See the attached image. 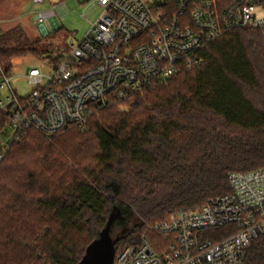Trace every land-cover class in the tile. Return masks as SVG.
<instances>
[{
  "label": "trees",
  "instance_id": "trees-1",
  "mask_svg": "<svg viewBox=\"0 0 264 264\" xmlns=\"http://www.w3.org/2000/svg\"><path fill=\"white\" fill-rule=\"evenodd\" d=\"M20 27L0 33V67L39 55ZM55 69L62 57L46 56ZM199 64L127 101L92 109L50 140L25 130L0 163V264H80L109 219L113 262L176 210L229 192L228 176L264 168V40L230 31ZM124 107V109L122 108ZM222 228L210 234L217 241ZM243 264H264L253 241Z\"/></svg>",
  "mask_w": 264,
  "mask_h": 264
},
{
  "label": "built area",
  "instance_id": "built-area-1",
  "mask_svg": "<svg viewBox=\"0 0 264 264\" xmlns=\"http://www.w3.org/2000/svg\"><path fill=\"white\" fill-rule=\"evenodd\" d=\"M99 15L50 74L31 67L20 97L0 67V163L25 130L50 140L82 127L92 109L127 101L153 81L199 64L197 54L224 34L257 30L264 40V0H93ZM52 10L40 12L44 25ZM229 192L195 210H176L146 228L112 264H243L251 243L264 244V168L228 176ZM227 229L213 241L210 234Z\"/></svg>",
  "mask_w": 264,
  "mask_h": 264
},
{
  "label": "rangeland",
  "instance_id": "rangeland-1",
  "mask_svg": "<svg viewBox=\"0 0 264 264\" xmlns=\"http://www.w3.org/2000/svg\"><path fill=\"white\" fill-rule=\"evenodd\" d=\"M92 1L0 0V33L20 27L31 42L38 41L34 46L39 55L29 53L12 61L10 86L18 96L24 97L32 89L26 79L31 67L50 74L53 68L46 56L65 58L71 47L83 38L99 15V9ZM49 10L53 12L54 27L49 22L40 25L34 21L38 13ZM41 26L44 32L40 31ZM108 237L113 240L115 233L109 230Z\"/></svg>",
  "mask_w": 264,
  "mask_h": 264
},
{
  "label": "water",
  "instance_id": "water-1",
  "mask_svg": "<svg viewBox=\"0 0 264 264\" xmlns=\"http://www.w3.org/2000/svg\"><path fill=\"white\" fill-rule=\"evenodd\" d=\"M109 219L105 229L98 240L93 241L86 249L80 264H112L113 263V241L108 237V231L112 222Z\"/></svg>",
  "mask_w": 264,
  "mask_h": 264
},
{
  "label": "crops",
  "instance_id": "crops-1",
  "mask_svg": "<svg viewBox=\"0 0 264 264\" xmlns=\"http://www.w3.org/2000/svg\"><path fill=\"white\" fill-rule=\"evenodd\" d=\"M54 17L51 18V20L49 21V24L54 27L55 26V23H54ZM40 31H43L44 32V29H43V26L40 27Z\"/></svg>",
  "mask_w": 264,
  "mask_h": 264
}]
</instances>
